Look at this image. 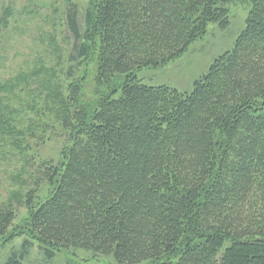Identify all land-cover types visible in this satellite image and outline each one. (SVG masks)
I'll return each mask as SVG.
<instances>
[{"label": "trees", "instance_id": "trees-1", "mask_svg": "<svg viewBox=\"0 0 264 264\" xmlns=\"http://www.w3.org/2000/svg\"><path fill=\"white\" fill-rule=\"evenodd\" d=\"M233 1L65 0L67 41L53 23L39 35L48 52L0 71V147L24 155L28 137H64L56 161L25 159L11 195L25 214L0 205V247L26 236L0 264H24L34 241L49 258L82 248L126 264H264V0H248L233 48L190 91L136 75L209 23L227 27ZM13 10L2 6L0 36Z\"/></svg>", "mask_w": 264, "mask_h": 264}, {"label": "rangeland", "instance_id": "rangeland-1", "mask_svg": "<svg viewBox=\"0 0 264 264\" xmlns=\"http://www.w3.org/2000/svg\"><path fill=\"white\" fill-rule=\"evenodd\" d=\"M74 1L79 9L83 8L88 2V0ZM65 3V0H0V14L2 6L10 5L14 9L16 18V20L10 19V26L0 36L1 72L5 74L4 70L9 72L17 70L18 66L22 65L25 60L29 61L28 66L32 65V60H36L39 57L37 50L48 52V48L41 43L40 36L49 35L53 23L56 24L54 30L58 33V38L62 41L66 40L67 36L63 33L64 25L60 19L63 17L61 12L64 11ZM225 7L229 11V24L227 27L221 28L216 23H209L206 33L194 41L182 55L164 66L143 68L137 71L136 75L138 78L147 85H167L179 91H190L194 81L207 73L214 59L233 48L237 37L245 27V19L251 7L249 1H233L226 3ZM54 9H57L58 12L55 13ZM51 17L55 18L54 22L47 21ZM47 38L48 36L44 39ZM66 44L62 43L63 46H66ZM67 49L68 45L65 51ZM4 66L7 69H3ZM25 131L30 133L29 128H25ZM45 137L49 138L46 139ZM63 143V136L47 132L43 138H38L36 135L28 137L20 150L24 155L19 154L17 150L14 151L9 144H5L6 150L0 147L2 151L0 155V205L7 204L10 201L17 214L15 221L26 212V208L23 205H18L16 199H11L13 192L18 190V176L19 174L21 175V170L26 168L25 159L32 158L34 164L45 159L56 161ZM27 145L28 149H26ZM20 193L19 196L23 195V190ZM46 193V185H41L39 194L44 196ZM25 237H15L11 242L0 247V263L6 260L11 251L21 248ZM23 263L126 264L118 263L112 254L94 255L92 251L82 248L60 249L55 252L53 257L49 258L39 249L37 241H34L30 247L28 254L23 259ZM134 264L149 263L148 261H141Z\"/></svg>", "mask_w": 264, "mask_h": 264}]
</instances>
